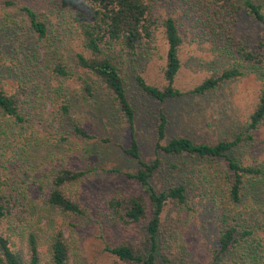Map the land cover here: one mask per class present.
<instances>
[{
	"label": "trees",
	"instance_id": "16d2710c",
	"mask_svg": "<svg viewBox=\"0 0 264 264\" xmlns=\"http://www.w3.org/2000/svg\"><path fill=\"white\" fill-rule=\"evenodd\" d=\"M0 1L9 8V14L3 16L5 21H0L1 54L19 52L16 46L21 38L31 49L40 46L45 57L38 70L51 78L50 82L46 79L45 91L40 92V87L33 91V95L47 99V110L37 106L31 113L24 108L27 100L22 97L21 85L11 90L4 86L2 72L7 71L0 65V132L5 134V127H10L16 136L18 129L32 127L35 120L45 145L41 157L29 154L38 145L32 148L24 144L25 148L20 146L15 151L5 148L4 142L0 146V264H41L42 258L47 264H67L69 259V239L62 230L76 227L85 216L86 207L76 195V185L94 167L88 162L73 164L68 148L60 142L69 134L84 141L96 139L73 116L74 100L60 89L62 81L70 79L82 101L96 104L104 99L109 107L103 117L120 118L128 131L123 153L138 163L132 171H119L132 183L134 192L126 195L123 202L116 195L107 197L103 214L113 219L125 235L135 233L142 224L147 248L136 252L126 243H107L104 250L114 258L113 264L121 260L173 264V251L164 247L176 235L169 231L177 221L168 217L163 225L167 204L183 212H192L194 206L200 205L212 216L210 248L200 264H264V196L251 195L255 210H242L249 192L263 194L264 167L256 161L241 162L228 155L238 145L254 144L264 121V54L260 52L264 51V34L257 41L260 50L255 52L234 32L242 9L264 22L260 4L250 0H47L51 11L42 12L37 1ZM165 5L169 9H163ZM179 11L208 47L229 62L186 91L173 85L184 43ZM11 13L23 16L24 35L21 19ZM49 14L62 17L52 23ZM62 24L72 35L73 44L65 57L59 44H53L54 39L59 40L53 26ZM156 33L165 44L161 70L165 83L149 84L135 75L140 91L160 102L184 94L204 97L244 73L253 74L258 86L242 129L212 142L193 141L182 135L161 142L166 119L159 112L153 156L146 161L139 157L133 134V108L125 93L120 65L122 56H134L139 48L151 46ZM23 55L28 63L35 61V54ZM8 66L11 71L7 74L12 76L16 70ZM159 153L166 157L164 161ZM218 158L225 162L223 169L217 166ZM201 163L203 167H196ZM156 174L164 179L162 188L153 184ZM51 212L60 217L57 225Z\"/></svg>",
	"mask_w": 264,
	"mask_h": 264
},
{
	"label": "rangeland",
	"instance_id": "374dc122",
	"mask_svg": "<svg viewBox=\"0 0 264 264\" xmlns=\"http://www.w3.org/2000/svg\"><path fill=\"white\" fill-rule=\"evenodd\" d=\"M29 1H37L42 7V12L51 11L47 0ZM250 1L260 4L264 15V0ZM163 9L169 8L165 5ZM8 10L5 3L0 1V21H5L3 16L9 14ZM179 13L180 11L177 12V15H179L178 21L181 23V32L184 34V43L179 52L180 68L174 78L173 85L181 91H186L203 77L226 66L229 62L219 56L217 52L212 51L199 37L198 32L190 27L189 19H185L182 12ZM12 15L16 16L18 20L21 19L19 22L23 27V16ZM49 17L52 23H58L62 16L54 17L53 14H49ZM59 27L62 29L60 30ZM24 28H22V35L25 34ZM53 28H56V37L59 38L57 41L54 39L53 44H59V49L64 50L63 57H65L73 46L70 41L72 35L67 33L63 24L62 26H53ZM234 32L250 50L255 52L260 50L257 48V41L264 34V22L253 19L242 9L236 18ZM17 44L20 45L16 46L19 50L16 54L3 55L1 54L3 50L0 51V65L7 71L2 72L4 86L11 90L17 85H21L24 89L22 97L27 100V104L24 105L25 110L32 113L38 106L46 111L47 99L33 95L34 89L40 87V92L44 90L46 79L47 82L51 81V78L43 76V71L38 70L45 54L41 52L40 46L31 49L28 43L22 41V38ZM164 52V41L159 33H156L151 46L139 48L134 56H122L123 61L120 65L125 93L134 113L133 134L138 145L139 157L144 161L153 156L154 128L159 112H162L166 119L164 138L161 142L179 135L189 137L193 141L212 142L243 128L258 86V81L253 74L244 73L238 78L222 84L213 93L204 97L184 94L163 102L154 100L140 91L134 77L139 75L146 83L163 85L165 82L161 70L164 65ZM260 52L264 54L262 49ZM26 53L29 56L35 54V61L28 63L23 55ZM8 65L13 67L12 70H16L12 76L7 74L11 71L8 70ZM60 86V89L66 90L70 94L68 96L74 100L73 116L77 117L96 136V139L84 141L69 134L64 141L60 142L68 148L66 149L67 155L73 164L88 162L94 167L85 180L76 185V195L86 207L85 216L76 227L62 230L64 236L69 239L67 264H113L114 258L104 250L107 243H126L136 252H143L147 248L142 224L138 225L135 233L125 235L113 222V219H107L103 214L107 197L116 195L123 202L126 195L134 192L135 188L132 183L119 171H132L138 167V163L136 159L123 153V149L128 143V131L120 118L112 116L111 119H106L103 117L106 108L109 107L104 99L97 100L96 104L82 101L76 90L73 89L75 82L72 79L62 81ZM32 125V127L18 129L16 136L13 134L14 129L5 127V134L0 132V146L4 142L5 148L9 146L12 151H15L24 144H27V147L32 146V148L38 145V149L30 150L29 154L34 153L41 157L45 145H42L35 120ZM104 137L107 138V141L100 140ZM35 138L37 139L34 143ZM256 138L254 144L238 145L228 155L233 159L241 160V162L253 160L261 163L264 167V121L259 127ZM159 155L164 161L166 157L160 153ZM216 163L220 169L226 167L222 158H218ZM203 166L201 163L196 167ZM152 181L157 188L165 186L164 179L160 178L158 174L153 176ZM261 189L263 194L259 192L250 194L249 192L244 197L242 210L243 208L255 210L250 196L257 194L261 197L264 196V179L261 181ZM176 208L167 204L163 213V225L166 224L168 217H170L168 219L177 221V224H172V229L169 231H175L176 235L169 236L168 247H164V249L173 251V264H200L206 260L210 248L211 231L213 230L212 216L205 211V207H200V205L194 206L192 212H183ZM50 216L57 225L60 217L53 215L52 212ZM44 259H41V264H47ZM157 260L160 262L159 257ZM117 263L132 264L122 260Z\"/></svg>",
	"mask_w": 264,
	"mask_h": 264
}]
</instances>
